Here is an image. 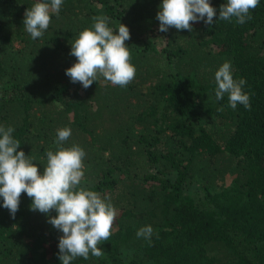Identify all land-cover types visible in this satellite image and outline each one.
<instances>
[{"label":"trees","instance_id":"1","mask_svg":"<svg viewBox=\"0 0 264 264\" xmlns=\"http://www.w3.org/2000/svg\"><path fill=\"white\" fill-rule=\"evenodd\" d=\"M35 2L0 0V125L41 174L57 129L70 127L64 146L86 152L81 184L116 209L104 255L71 264H264V0L243 24L220 20L226 0H209L213 24L191 32L158 30L162 0H63L33 40L23 19ZM99 15L130 30L136 75L126 88L99 78L84 89L66 75L71 43ZM226 60L247 82L250 109L215 99ZM2 205L0 264H62L55 210H31L26 193L15 217ZM146 225L150 242L136 235Z\"/></svg>","mask_w":264,"mask_h":264},{"label":"clouds","instance_id":"2","mask_svg":"<svg viewBox=\"0 0 264 264\" xmlns=\"http://www.w3.org/2000/svg\"><path fill=\"white\" fill-rule=\"evenodd\" d=\"M63 0H36L24 12L23 27L30 37L41 38L51 23L53 14L59 15ZM260 0H226L220 5L219 19L236 18L239 24L251 20L250 12L256 9ZM216 8L209 0H162L156 18L159 31L169 28L192 31L194 22L203 21L211 26ZM93 24L79 32L71 43L70 55L76 61L66 69V75L73 83H80L87 89L99 78L126 88L135 78L136 68L130 62L131 53L126 41L130 39L129 28L120 23L118 29L108 26L109 17H92ZM215 99L228 96L229 106L251 108L250 95L244 91L246 80L233 78L229 61L215 72ZM14 128L0 125V197L3 207L12 217L19 210L20 197L26 193L31 199L30 209L48 215V223L62 233L58 242V258L62 264H71L77 257L89 259V254L100 258L104 255L98 245L108 241L116 216L111 198L89 190L81 184L84 178L85 150L78 144L64 146L72 135L70 127L57 129L56 150H48L47 163L41 174L34 163L35 158L26 155L20 141L13 138ZM153 228L146 225L136 232L137 237L151 241Z\"/></svg>","mask_w":264,"mask_h":264},{"label":"rangeland","instance_id":"3","mask_svg":"<svg viewBox=\"0 0 264 264\" xmlns=\"http://www.w3.org/2000/svg\"><path fill=\"white\" fill-rule=\"evenodd\" d=\"M150 40H151L153 43H155L156 46H157L159 43H162V42H163V39H160V41H157V39L155 40L154 38H150ZM233 176H234L233 174H230V175L228 176L227 181H226L227 185H229V184L231 183V180H232ZM193 189H194V188H193Z\"/></svg>","mask_w":264,"mask_h":264}]
</instances>
